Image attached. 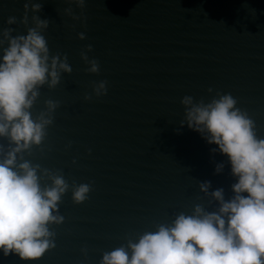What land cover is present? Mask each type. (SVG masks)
I'll return each instance as SVG.
<instances>
[{
  "label": "water",
  "instance_id": "obj_1",
  "mask_svg": "<svg viewBox=\"0 0 264 264\" xmlns=\"http://www.w3.org/2000/svg\"><path fill=\"white\" fill-rule=\"evenodd\" d=\"M34 4L41 9L32 11ZM9 17L17 22L7 24ZM34 17L48 21L38 31L50 57L66 54L72 72L39 89L33 119L47 112L46 100L59 107L44 142L17 163L22 155L39 164L42 186L51 184L43 169L59 171L70 188L59 203L63 223L50 226L56 247L35 262L0 252V264H101L105 253L192 215L196 205L217 211L213 191L222 188L225 200L234 195L228 158L206 132L188 127L191 105L181 101L207 104L217 92L231 94L264 138V0H85L83 8L77 0H0V62L9 46L4 29L26 36ZM82 52L98 61V73L86 70ZM100 81L107 93L97 97ZM0 145L9 150L6 137ZM206 181L207 194L200 189ZM73 184L91 186L81 204L72 200Z\"/></svg>",
  "mask_w": 264,
  "mask_h": 264
},
{
  "label": "clouds",
  "instance_id": "obj_2",
  "mask_svg": "<svg viewBox=\"0 0 264 264\" xmlns=\"http://www.w3.org/2000/svg\"><path fill=\"white\" fill-rule=\"evenodd\" d=\"M77 3L85 7V0ZM28 8L26 2L24 23ZM40 9V4L32 5V11ZM33 19L36 27L29 28L26 36L11 37L13 29H4L9 46L0 62V137L9 141L6 153L0 145L4 156L0 159V252L4 257L16 255L24 262H35L56 247V233L50 226L63 223L59 203L70 188L59 171L43 169L42 175L51 184L42 186L39 164L22 155V162L17 163L19 154L44 142L53 123L52 113L59 107L58 101L46 100L47 112L33 119L30 110L40 96L39 89L45 84L55 88L62 72H72L66 54L63 59L60 54L49 55L47 41L38 31L46 28L48 21ZM16 22L15 17L6 21L9 25ZM79 39H85L84 33H79ZM91 50L88 45L87 51ZM81 58L90 65L88 72H99L97 60H89L84 52ZM106 85L107 81L96 83L95 96L106 95ZM216 94L219 98L207 104H194L191 96L181 102L191 105L186 107L188 127L206 132L207 142L228 158L231 175L236 178L231 185L234 195L225 200L222 188L213 191L211 195L219 204L217 211L208 212L196 205L192 215L181 213L171 225L161 224L156 231L140 236L138 242L129 241L127 249L121 246L105 253L101 264H264V138L257 137L255 122L236 107L231 94ZM222 169L223 164H219L215 171L219 174ZM210 186L206 181L200 189L207 194ZM71 187L75 204L88 198L90 184Z\"/></svg>",
  "mask_w": 264,
  "mask_h": 264
}]
</instances>
